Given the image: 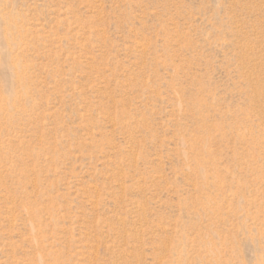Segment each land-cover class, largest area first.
<instances>
[{"label":"rangeland","instance_id":"1","mask_svg":"<svg viewBox=\"0 0 264 264\" xmlns=\"http://www.w3.org/2000/svg\"><path fill=\"white\" fill-rule=\"evenodd\" d=\"M0 264H264V0H0Z\"/></svg>","mask_w":264,"mask_h":264}]
</instances>
